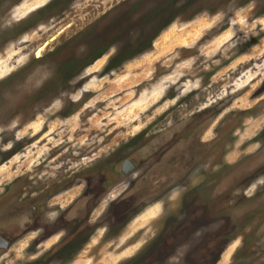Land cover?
I'll use <instances>...</instances> for the list:
<instances>
[{"label": "rangeland", "instance_id": "374dc122", "mask_svg": "<svg viewBox=\"0 0 264 264\" xmlns=\"http://www.w3.org/2000/svg\"><path fill=\"white\" fill-rule=\"evenodd\" d=\"M263 145L264 0H0V264H264V205L194 204Z\"/></svg>", "mask_w": 264, "mask_h": 264}, {"label": "flooded vegetation", "instance_id": "af4514ba", "mask_svg": "<svg viewBox=\"0 0 264 264\" xmlns=\"http://www.w3.org/2000/svg\"><path fill=\"white\" fill-rule=\"evenodd\" d=\"M126 160L131 162L133 164V167L128 169L127 172L124 173V168H126L124 164H125ZM193 161L195 162V160H193ZM137 162L135 163V162L131 161L128 158H124L122 160L121 164H120V175L124 178V177L127 176V174L131 173L132 171H135V170L137 171L138 169H141L138 166ZM160 163H162V159L157 160V157H156V161L155 160L151 161V164H150L151 169L148 171V173L150 175L153 174L154 177L148 178V179L151 180L149 182H144L143 184L140 183L141 180H144V179H145V181L147 180V177H144V174L147 173V171L146 172L143 171L142 173H141V171H139L141 174H140L138 180H140V181L136 182V187L139 186L138 189L152 190V189L155 188L154 184L158 183V181H159L158 177L160 175L162 176L164 174V172H162L163 171L162 170V166H158ZM194 164H196V162ZM219 167L221 168L222 165L219 166ZM221 170L222 169H220L219 171H215V175H214V179L218 180V181H216L217 190L215 189V191H214V194L216 193L215 196L216 195L217 196L214 197V198H211V199H209L205 195L204 196L199 195L197 198L194 197V204L198 203V209L200 210V213L201 212L203 213V214H201L202 217H204V215H205V210H206V212H211V209H210L211 205L216 206L215 208H213V213H214V217H216V222H215V226L214 227H215V231L217 233H218V229H219V226H220V221L222 220L221 219V217H222L221 213H222V210H223L222 205H225L227 202H229L231 204V206H233V209H236L237 206L240 203L247 202V201L248 202L251 201L252 203L257 204V205H264V187L261 190L257 191L255 197H254V194H253V197H251V195H248L246 197L240 196L241 197L240 202H237L236 198H233V195H235L236 191L231 192V195L228 196V197H225V199L223 200V197L220 196V194L222 192V189H221L222 174L220 173ZM231 170H232V173H233L232 174V178H231V182H230L231 189H235L236 187L237 188L239 187V189H241V190L243 189L242 192L244 191V194H246L247 188L248 189L250 188V186L253 184V181H255L258 177L262 176L260 174V172L264 174V151L259 149L256 154L251 155V156H247L246 159L240 158L238 161H236L234 163V165H233ZM115 172H116V169L111 171V173H115ZM157 173L160 174V175H157ZM160 185H163V184H160ZM232 186H235V187H232ZM156 188H157V186H156ZM146 196L151 197V196H153V194L149 193ZM145 197H143L144 200H145ZM224 201H225V204H223ZM140 202H143V201H140ZM241 215H245V219H247L249 213L245 209V213H243ZM226 218H227V220L229 222H232L233 219L236 218V216H226ZM202 227L203 228L206 227L205 222H203V226ZM225 231H228V232L230 231L231 233H233L234 239H236V237L239 235V234H237V232H233L229 228H225ZM220 239H221V234L218 233L217 235H215V237H214V239L212 241V243H213L212 246L214 247L218 243V241ZM235 241L236 240H234V242ZM244 242H243V244H244ZM230 244H228V245H230ZM9 246H10V244L8 245V247ZM255 248L257 250H254V248H253V249H251L249 251V253L250 252L251 253H254V252L261 253L262 252V251L261 252L259 251L258 247H255Z\"/></svg>", "mask_w": 264, "mask_h": 264}, {"label": "water", "instance_id": "95a60500", "mask_svg": "<svg viewBox=\"0 0 264 264\" xmlns=\"http://www.w3.org/2000/svg\"><path fill=\"white\" fill-rule=\"evenodd\" d=\"M124 165L126 167V168H124V173H126L128 169L133 167V164L127 160H126ZM8 245H9V242L0 235V248L6 249L8 247Z\"/></svg>", "mask_w": 264, "mask_h": 264}]
</instances>
